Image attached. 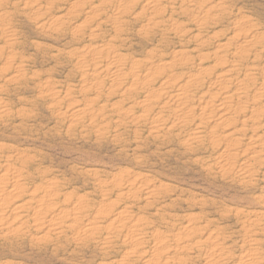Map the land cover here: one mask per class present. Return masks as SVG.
Segmentation results:
<instances>
[{"label": "rangeland", "instance_id": "obj_1", "mask_svg": "<svg viewBox=\"0 0 264 264\" xmlns=\"http://www.w3.org/2000/svg\"><path fill=\"white\" fill-rule=\"evenodd\" d=\"M0 264H264V0H0Z\"/></svg>", "mask_w": 264, "mask_h": 264}]
</instances>
